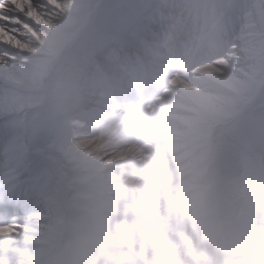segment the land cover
Listing matches in <instances>:
<instances>
[{
    "label": "rangeland",
    "instance_id": "1",
    "mask_svg": "<svg viewBox=\"0 0 264 264\" xmlns=\"http://www.w3.org/2000/svg\"><path fill=\"white\" fill-rule=\"evenodd\" d=\"M144 1L147 2V0ZM149 1L153 4H143L136 9H129L125 0H83L88 5V19H92L98 13H104L107 20L115 24L121 14L134 18L136 13L138 15L140 13L137 22L131 25H128L127 22L126 34L118 33L109 36L108 39L104 38L111 44L102 42L105 45L103 50L93 52L84 62L86 58L80 56L82 51H92L89 50L93 44L92 39L89 40V36L95 39L104 30H98L99 23H94L89 27L91 34L87 36L82 32L83 26L78 28L71 42L75 45L74 50L70 48L68 51L61 44L54 47H48L45 44V40L51 33H57L55 29L57 24L72 21L77 16V13L70 10L72 7H77L79 1L55 0V4H50L49 0H14V2L13 0H0V17L4 14H13L18 10H26L37 22L35 30L39 35V41L32 37L31 33L25 35L24 32H21L20 35L24 38V42L29 44L33 51L25 54L24 50L21 49L17 56L23 59H35L39 62L38 67L46 69L44 77L28 91H22L16 85L7 84L0 77V121H3L4 117L7 116L9 123L13 126L15 136L23 141L29 138L27 135L25 137L24 134L31 131L30 124L36 125L44 115H51L52 112L54 120L52 119L53 121L48 124V127L52 132H60L61 120L73 108L86 113V118L82 121L91 126L92 136L97 140L111 138L123 125H128V128L136 127L135 118L125 122V115L115 113L118 105L112 98L109 87L104 85L105 78L107 76L112 77L118 82L125 78L126 81L122 82L120 91V93L125 91L121 93L124 98L139 96L146 84L160 85L163 69L167 70L165 63H171L167 58L166 47L172 45L171 42L175 41L177 32L181 29L176 26H182V32L179 36L184 41L179 50L184 59L178 63L179 65L191 63L190 61L195 55L204 51L203 47L207 48L209 57H204L202 61L205 64H202H208L212 67H210L207 76L198 77L205 92L210 94L212 91L211 93L219 96L222 101L233 100L240 105L249 104L251 101L253 108L250 113L252 110L264 108V0H250V5L246 2L247 0ZM157 4L169 8L168 10L173 8L181 20L177 17H168L167 14L162 13L161 16L164 20L159 21L161 19L158 16L160 12L157 13L154 6ZM190 6L195 7V13H198L199 9L201 10L199 12L201 19L193 20L196 15L194 13L192 18L184 20V16L181 14L188 13ZM183 9L185 10L183 11ZM219 25L222 27L219 32L220 38L217 37V40H213L211 38L217 31L213 32L212 28ZM9 38L7 31L0 30V39ZM125 43L129 45L123 51L124 56L127 57L132 54L135 60L140 58L144 62L145 68L155 73L152 75L153 77L144 79L140 72L135 78L128 76L129 70H125L126 66L124 68L121 64L122 59L117 57L118 48L124 46ZM108 44L110 45L106 47ZM65 52L72 54V58L68 60L67 71L65 74L56 73L54 67L59 64L60 58ZM253 64H257L256 68L260 65L259 70L252 72L250 69H253ZM163 65L165 68L162 70L156 68ZM196 65L195 63L190 65L189 71L193 72ZM94 66H98L99 69L92 71ZM137 66V70L140 71L142 66L138 62ZM80 68L85 73L81 82V93L76 97L73 95L63 96L66 102L57 103L51 110L52 103L47 101L46 97L48 95L55 96L61 92L66 87L64 81L68 78L66 75L71 76ZM168 71L173 70L168 69ZM170 76L164 75L163 83L164 85L168 83L165 85L167 89H170L169 83H172ZM227 87H237L242 92L236 96L233 94L227 96ZM148 96L142 102L149 108V112L154 110L159 117L151 116L153 120L150 122L149 130L140 129L137 131L140 132L138 133L140 135L135 145L137 146L136 150L140 149L141 156L137 158L121 157L108 164H104L106 160L103 155L98 157L101 159L102 177H100L99 185L93 194L95 197L91 209L99 201L103 202L101 218L105 221L123 222L116 225L117 231L112 233V237L106 235L105 238L118 241L122 237L125 240L121 239L120 243H127V245L141 244V239L133 235L132 229L137 223L135 221L142 223L143 219L151 215L160 216L172 209L175 210L176 214L179 212V214L191 215L193 211L200 209L204 191L207 189L205 175L208 173L204 175L202 171L200 176L197 175L201 169L194 163L191 155L193 144L190 136L192 131L190 124L197 115L195 112L197 104L200 106L201 104L198 103L197 99L196 103H191V100L188 99L187 103L180 101L182 107L173 109L168 107L165 102L157 100L160 97L159 93ZM163 98L170 100V97ZM140 112L145 113L144 110ZM168 113L173 114L174 117L169 119ZM201 115L205 124L210 125L212 123L213 120L207 113L204 112ZM139 116L141 120L144 117L143 115ZM76 119L81 118H69L67 120L69 124L64 122L62 131L68 144L71 143L69 134ZM260 126V132L264 135V122ZM239 134L236 137L228 136V127H220L212 131L210 135L215 143L212 145L209 155L216 154L218 141L224 142L225 145L222 146L221 150L225 155L232 154L231 152L235 150V147L241 153L242 149L237 148V142L250 148L259 144V142ZM50 136L51 133L44 137L43 142L41 139L39 141L37 137V141L45 149L44 167L47 169V175L55 181L54 187L57 188L59 194L57 200L51 203L42 197L39 199V193L35 197L30 196L33 190H30L25 182L31 177L23 175V169L21 170V161L25 156L15 161L19 153L10 145L7 150L8 163L6 165L4 163V149L0 147V196H5L7 191L12 188L22 190V192L19 191V195H16L20 206L15 211L10 212V218L8 216L10 220L15 217L25 225L17 230L22 235L20 240L11 243L12 249L16 251L15 263L37 259L41 247H45L43 245L47 244L50 229L55 234L61 228L59 224L72 223L75 225L86 215L85 202L79 201V195L72 189L74 183L79 181L74 179V182H70L64 175L58 174V168L61 164L58 165L52 159L54 148L48 141ZM35 140L36 138H32V145ZM25 148L27 146L23 145L22 153L24 155L28 153ZM236 155L238 157L232 160L233 163L239 166L242 160H246V166H240V168L247 172L245 167H249V169L254 170L256 177L250 178L242 171L239 174L247 178L256 188L258 187L257 190H260L258 185H264L263 154L259 153L260 156L256 155L255 159L246 152L245 155L248 156L246 158H241L238 153ZM142 156L144 157L141 158ZM134 172L141 175L137 181L127 182V179L121 178L123 174L127 176ZM33 175H37V173H33ZM126 176L125 178H127ZM120 180L126 181L116 185L115 183H118L116 181L120 182ZM33 187L37 188L36 186ZM142 187H146L148 191L140 192ZM140 193L143 194L140 195ZM32 197L33 203L30 201ZM26 205L27 207H25ZM151 205L153 206L151 207ZM5 222L6 220L0 221V223ZM124 224L129 225V229H125ZM119 228L121 229L119 230ZM51 238L56 239L54 236ZM95 249L92 247V250ZM69 253L71 254V252Z\"/></svg>",
    "mask_w": 264,
    "mask_h": 264
},
{
    "label": "bare ground",
    "instance_id": "2",
    "mask_svg": "<svg viewBox=\"0 0 264 264\" xmlns=\"http://www.w3.org/2000/svg\"><path fill=\"white\" fill-rule=\"evenodd\" d=\"M76 1H79V5L77 7H72L70 11L77 13V16L72 21L66 22L64 24H57L55 27L57 33H51L45 40V44L48 47H54L61 44L64 45L65 49H67L68 51L70 48L71 50H74L75 45L71 42L73 41V38L76 35L75 32L78 30V28L83 26L82 32L87 36L91 34L89 31V27L94 23H99L100 25L98 26V30H104L101 32V34L95 37V39L89 36V40L92 39L93 43L92 46H90L91 48L89 50L92 51H82L80 56L81 58H86L84 62L93 52H99V50H103V46H105L102 43L105 41L104 38L108 39L109 36L111 37L112 35H116L118 33L121 35L126 34L127 30L125 28L127 22L128 25L134 24L135 22H137L138 16L140 15V13L139 15L136 13L134 15V18H132L131 16L129 17L125 14H121L120 17L118 16V22H115V24L107 20V17L104 13H98L92 19H88V5L84 3L83 0ZM145 2L146 1L144 0H125V4L129 9H136V7H139L143 4H153L149 0H147L146 3ZM158 2H160V0H158ZM246 2L248 3V5L251 4L250 0H247ZM154 6L157 10V13L160 12V15L158 16H160L161 19H159V21L164 20L161 16L162 13L167 14L168 17H177L181 20V17L178 16V13H175V10L173 8L168 10L169 8H164L161 4H157ZM192 6L189 7L188 13L181 14L182 16H184V20L193 17V14L195 13V7ZM184 10L185 9H183V11ZM199 12H201L200 9ZM199 12L195 13L196 15L194 16L193 20L201 19V15L199 14ZM131 14H133L132 11ZM221 29L222 27L220 25L214 26L212 30L213 32H217H215V35L211 39L217 40L218 38H220L219 32L221 31ZM105 42L111 44V42L109 41ZM99 44H101V46H98ZM110 44H108L106 47H108ZM181 44L182 42H180L178 38L176 39V44L173 45L175 46V48H170V53H168L167 56L172 64L165 63V65H167V70L163 69L165 68L164 65L157 66L158 69H163L164 75H171L170 77L172 80V84H170V89H167V87H165V85L163 84L160 87H157L155 89L153 88L150 94L152 95L159 93L160 97H158L157 100L159 102H165L168 107H171L173 109L182 107L181 103H187L188 99L191 100V103H196L195 101L197 99L198 103L201 104V106L197 104L195 109L197 115L195 116V120H193V122H191L190 124L192 128L190 136L192 138L193 144V151L191 155L194 163H196L198 168L201 169L200 173H198L197 175L200 176L202 171L204 175L205 173H208L205 175V182H207L209 195L205 203V207L212 208L213 201L216 197H218L219 199H217V202L214 206H216L218 203L221 204V212L219 214H215L212 212L210 214L212 216L211 218L198 217V214H196L194 216H189L188 219H197V222H200L203 227H208L211 221L219 218L224 214H227L231 218L234 231H238L240 228L252 231L253 228H255L264 232V198L260 196V192L257 190L256 186L253 183H251L242 174H239V172L242 171V168H240V166H246L247 162L241 161L239 166L235 165L232 160L234 158H237L236 154L238 153V150L235 147V150L231 152L232 154L228 153L227 155H225L221 150L222 146H224L225 144L224 142L220 141H216V154L213 156L209 155L212 149V145L215 143V140H212L213 137L210 135V133L219 129L220 127H228V136L236 137L238 136V133H240L239 135H244L248 139L258 141L259 144L264 148V135L260 132V125L264 122V108L260 110H252L250 113V110L253 108L251 101L249 102V104L243 103L242 105L235 103V101L233 100H224V102L219 96L212 94V91L210 92V94L205 92L203 90L204 87L202 86V83L198 77L207 76L210 72V67H212L208 64L204 65L205 63L204 61H202L204 57H209L207 48L204 47V51H202L201 54L194 56L193 59H191L190 64L181 67L176 63V61L184 59V56L181 55L179 51ZM71 58L72 54L70 55V52L63 53L62 57L60 58L59 64L54 67V71L56 73L65 74V72L67 71L66 68L68 67V60ZM194 63L195 65H197L195 66L194 71L191 72L188 68L190 67V65H194ZM37 64H39V62L35 59L18 58L15 67H12L11 65H8V62L5 59L0 57V77L3 78V80L7 84H13L19 87V89H21L22 91H28L32 89V87L36 83H39L40 79L44 77L46 73V69L38 67ZM217 64H220V62H217ZM6 65L8 66V71L5 72L3 71V68ZM256 65L257 64H253V69H250L252 72L253 70H259L260 65H258V68H256ZM94 69H99V67L94 66L91 70L93 71ZM168 69H171L173 71H168ZM84 74L85 73L83 72V69L80 68L71 76H69L68 74L66 75V77L68 76V78L64 80L66 82V87H64L63 90H61V92H59L57 95H55L56 97L52 95H48L46 97L47 101L52 103L51 110L57 103L62 102L63 104L66 102L63 96L67 97L73 95L74 97H76L81 93V82L83 80ZM148 74L153 75L155 73L152 70H148ZM160 78L161 80H164V76H161ZM226 91L228 94L227 96L232 94L236 96L237 94H240L242 92V90L237 87H227ZM163 97H170V100H164L165 98ZM180 101L182 102L180 103ZM120 104L122 105H119L117 109L128 119L137 117L140 111L144 110L145 114L143 115H145V117L143 121H139V124H136L137 126L132 128H128L126 125L121 126L120 129L116 133H114L111 138L97 140L92 136L91 128L84 124L81 119H77L74 122L73 127H71L69 134L71 136V143L68 144L62 130L64 128V122H66V124H69L67 120L71 118V114L69 112V114H67V116H65L61 120V131L56 133L50 131L48 127V124L54 120L52 112L51 115H44L42 117V120L37 122L36 125H33L32 123L30 124L32 127L31 131H28L27 134H24L25 137L27 135L29 138L25 139L24 141L21 138H15L14 142L11 144V146H13V148L19 153H16L18 157L17 159H15V161H18L20 157L25 156L22 153L23 145L27 146V148L25 149L29 152L32 150V138H36L35 141H37V139L39 138V141L41 139V141L43 142L44 137L48 136L49 133H51L48 141L51 142V146L54 148L52 159L57 162L58 165L61 164V166L58 168V174L64 175L70 182H74V179L79 181L74 183L72 189L79 195L78 200L83 203L85 202V204L88 206V203H90V201H93V194L95 193L99 185L98 181L100 177H102L100 171L101 159L98 157L103 155V158H105L106 160L104 164H108L109 162L121 157L137 158L141 156L140 149L136 150L137 146L135 145L136 140H138V137L140 135L138 134L140 132L137 131H139L140 129H144L143 131L149 130L151 126L150 122L153 120L151 116L153 115V117H159L154 110L149 112V108L145 104H128L127 102H121ZM204 112L207 113L213 120L210 125L205 124L202 120L201 114ZM81 115L84 116L86 114L82 113ZM167 116L169 119L174 117V115L171 113H168ZM47 119L49 120L47 121ZM136 134L138 135L136 136ZM237 144V148L243 150L247 149L240 142H237ZM63 146L64 148H62ZM143 157L144 156H142L141 158ZM214 166L215 168L213 169ZM64 168L66 169V171L64 170ZM245 169L247 170V172H245L244 170L242 172H244L250 178L256 177L254 170L249 169V167H245ZM37 175H39V173H37ZM139 175L140 174H137V172H134L129 173L127 176L125 175L127 178H125L123 174L121 178L127 179V182L132 180L137 181V178L141 177V175ZM124 181L126 180H120V182L116 181L118 183L115 184L119 185V183H124ZM26 183L29 185L30 189L34 188L38 191V196L40 195L39 199H41L42 197L43 199H46V201H49V203L57 200L59 195L57 192L58 190L56 187H54L55 181H53V178L49 175L46 174L45 177L38 183H34L32 180L27 181ZM33 186H36L38 189ZM51 186L53 187V189ZM146 191H148L146 187H142V190H140V192ZM37 193H33V195H36ZM142 194L143 193H140V195ZM228 197L230 198L229 201L226 200ZM32 199L30 201L33 203L34 201ZM42 203H44V201H42ZM5 205H8V207H6ZM7 209H9L7 213H10L12 210H15L16 207L15 205H11L7 199L1 200L0 218L3 215L2 212L5 213ZM248 213L250 214L247 215ZM146 219L150 220V217H147ZM154 219L155 217L151 216L150 222H153ZM5 220H7L6 222L11 221L8 218ZM116 223L117 222H108L107 226L109 227V230H112L113 227L116 226ZM206 223L208 225H206ZM59 226H61V228L55 234L51 229L49 230L47 244L43 245L45 247H41V249L39 250L41 256L37 261L38 264H59L60 261L64 258V254L62 252L70 248L75 249L76 247H74V241L76 234L78 231L82 232L85 229L84 225H82L81 223L77 225H73L72 223H67L65 225L59 224ZM192 226H197V224H192L190 227ZM133 229V235L141 239V241L148 243L145 244L146 247H148V237L150 236V233L154 231L153 228L149 224L138 223L133 227ZM187 231L190 232L189 227H187ZM21 236V233L17 230L14 231L11 226L0 228V264L15 263L16 251L12 249L11 243L20 240ZM52 236H54V238L56 239H52ZM246 238H248L249 241H256L255 239H253L251 234L249 236L247 235ZM61 239H64L62 244H60ZM259 239L264 240V237ZM255 243H258L261 246V250L256 251V253L259 255H263L264 248H262V242L256 241ZM193 249L194 247H192L190 250L194 252V254L199 255L202 260H206L208 264H233L238 260L246 261L248 257L247 252L237 253V255L235 254L234 256L228 257L225 255L221 256L216 251H213V253H205L203 249ZM51 258H53V260Z\"/></svg>",
    "mask_w": 264,
    "mask_h": 264
},
{
    "label": "snow or ice",
    "instance_id": "3",
    "mask_svg": "<svg viewBox=\"0 0 264 264\" xmlns=\"http://www.w3.org/2000/svg\"><path fill=\"white\" fill-rule=\"evenodd\" d=\"M14 2V0H13ZM50 4H55V0H49ZM37 22L33 20L30 13L26 10H18L13 14H4L0 17V30L7 31L9 39H0V57L8 62V65L15 67L18 56L17 53L21 49L24 53L33 51L31 46L24 42V38L20 35L21 32L31 33L37 41H39V35L35 30V24ZM49 27L51 25H48ZM3 71H8V66L3 68ZM16 136L13 130V126L9 123L7 116L3 121H0V147L4 149V163L7 165L8 148L14 142ZM45 164V149L38 142L34 141L32 150L29 151L23 160L21 161V167L23 169V175L30 176L34 183H38L47 174ZM33 173H39V175H33ZM27 207V205L25 206ZM30 218V217H29ZM43 219V215L41 214ZM11 226L13 230L23 228L25 225L20 223L15 217L10 222L0 223V228H6Z\"/></svg>",
    "mask_w": 264,
    "mask_h": 264
}]
</instances>
